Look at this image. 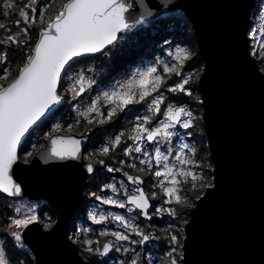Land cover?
<instances>
[{
	"label": "snow or ice",
	"instance_id": "snow-or-ice-1",
	"mask_svg": "<svg viewBox=\"0 0 264 264\" xmlns=\"http://www.w3.org/2000/svg\"><path fill=\"white\" fill-rule=\"evenodd\" d=\"M54 3L55 0H47L46 3H42L41 0H27L18 8L20 20L16 21L17 33H12L6 24L0 23V29L9 33L0 39V193L7 196H20L22 193L21 186L12 178L11 170L20 159L19 149L26 136L31 135L30 130L34 131V126L41 127L52 116L55 106L64 99L62 91L76 99L87 90L83 75H80L70 87L66 89L61 87L64 77L79 62L77 58L98 53L108 55L116 50L121 41L134 40V33L144 30L147 17L151 15L150 12L134 14L131 11L132 0H67L55 9V15L45 21L44 13L52 8ZM17 4L18 0H2L4 15L7 16L9 12L17 9ZM21 21L24 24L22 28ZM37 24L45 26L40 29L38 39L33 43L29 33ZM20 36L24 39H20ZM165 43L170 44L167 40ZM17 53H23L25 59L15 77L9 82L12 76L11 65L15 62ZM249 54L264 61V41L259 43L258 49L253 46ZM166 56L169 59L154 62L152 66L138 72L126 82L116 84L111 93L105 92L104 97L111 105L106 116L100 111L99 98L86 110L79 112V116L88 124H93L97 117L100 118V123H105L117 115V109L123 111L128 105L147 101L146 108L152 115L142 118V122L136 124L134 134L130 137L136 142L135 146H127L123 152L129 157H132L133 152L142 154L143 158L139 159V163L145 167L139 168L138 171L145 172L147 169L149 175L157 178L154 186L159 188V195L156 192H146L141 187L144 180L139 175L125 173L128 181L135 186L131 195L128 194L126 187L124 188L126 201L113 197H96L105 205L121 209L131 205L134 209H139L140 214L147 219L163 213L183 219L184 212L178 209L195 207L193 201L201 200L204 192L214 187L211 179L205 174L207 169L203 167L202 160L197 158V149L194 146L181 140L175 148L174 156V149L171 146L161 151L164 143L179 135L175 131L178 126L191 129L196 120L195 114L188 107L174 104L172 101L166 103L167 98L161 89L192 97L194 89L187 86L194 82V79H199L194 69L185 74L186 65L194 59V54L189 48L170 44ZM260 71L264 72V69ZM173 75L181 79L178 83L168 86L167 81ZM93 83V80H87V88H91ZM161 106H164L163 112ZM157 115H161L162 119L158 120L154 127H147ZM62 129V124L55 123L51 130L41 137L48 141V146L32 144L31 150L24 154V162L27 163L33 153L40 159L60 161L80 159L81 139L57 135ZM122 135H117L110 144L102 147L99 155L108 156L110 152L115 151L121 145ZM142 141L152 143L154 151L150 153L140 143ZM100 163L104 164V161L101 160ZM128 166L136 168L135 163ZM154 166L156 170L152 171ZM85 169L89 174L95 171L93 163L86 164ZM107 170L115 171L111 167ZM106 187L113 193L119 192L115 184ZM157 199L162 203L154 206L152 201ZM150 208L154 209L151 215L148 211ZM15 213L16 215L11 218L10 235L16 242H22L23 230L29 229L32 225L43 224L48 229L53 227L51 217L38 213L36 207H28L25 211L17 207ZM90 219L95 224H106L109 219L117 221L128 233L109 231L106 228L99 231V236L113 238L102 247L98 239L95 241L91 238L81 239L79 234L68 237L73 243L83 244L82 251L92 256H108L113 250L125 254L131 251L135 255L128 264H139L140 256L136 249L124 247L122 242L143 247L150 240L156 239L151 232L142 230L135 223L134 217L125 218L123 215L113 213L105 215L92 212ZM132 235L139 239H131ZM170 240L173 247L165 254L168 264H180L183 260V246L179 244L177 234H170ZM0 264H10L3 246H0Z\"/></svg>",
	"mask_w": 264,
	"mask_h": 264
},
{
	"label": "water",
	"instance_id": "water-1",
	"mask_svg": "<svg viewBox=\"0 0 264 264\" xmlns=\"http://www.w3.org/2000/svg\"><path fill=\"white\" fill-rule=\"evenodd\" d=\"M256 1L132 0L131 11L150 12L148 20L182 11L204 62L198 86L214 187L189 210L182 264H264V72L259 59L249 54ZM65 102L64 97L54 112ZM57 135L81 139V158L60 161L35 154L29 163L20 157L11 170L22 189L13 198L46 200L57 212L52 228L32 225L23 239L35 264H89L68 237L74 214L86 201L89 179L98 170L96 161L85 157L92 135ZM88 163L94 165L92 174L86 172Z\"/></svg>",
	"mask_w": 264,
	"mask_h": 264
},
{
	"label": "rangeland",
	"instance_id": "rangeland-1",
	"mask_svg": "<svg viewBox=\"0 0 264 264\" xmlns=\"http://www.w3.org/2000/svg\"><path fill=\"white\" fill-rule=\"evenodd\" d=\"M41 2L46 3L47 0H41ZM55 2H56V0H55ZM257 2L258 3L256 6V11H255V14L253 15L254 27H253L252 32L250 33L251 34L250 36H251L252 47L255 46L258 49L259 43L261 41H264V32H263L264 31V0H258ZM53 10H54V7L48 9V11L46 13H44L45 21H47L50 16L55 15V11L52 12ZM170 14H172V13H170ZM173 14H177L179 16H185V14L180 10L173 12ZM166 15H168V14H166ZM17 20H20L19 16L17 17ZM149 21L150 20L147 19L146 23ZM20 27L21 28L24 27V24L22 21H21ZM17 32H18V29L15 31H12V33H17ZM19 38L24 39L23 36H20ZM190 39H191V42H190L189 46H186V47L192 51V53L194 54V59L192 61L188 62L187 65L189 68H187L188 70L185 69V74H188L189 72H191L194 69L196 72V75L199 77L203 71L204 62L200 58L199 54H197L198 45H197L196 37L194 35H190ZM252 47H251V49H252ZM169 48L170 47H164L165 55L162 58L158 59L157 61H159L161 59H165V60L169 59L166 56V52L169 50ZM110 54H112V53L110 52L108 55H106L105 58L108 59L111 56ZM157 61H153V62L146 64V65L135 66L128 75L117 77V78H121V79H116L114 82L111 81L104 88L101 86H97V87L95 86L97 84V79H96L97 77H95V75H94V70H96L95 69L96 64H94L93 62H89V63H87V64H89L88 66H86L87 64L74 66L72 68V70L68 73V75L66 77H64L62 89H66V88L70 87L71 84L75 80L79 79L80 75H83L85 77V87L87 90L83 93V95L77 97L76 99H73L71 94H69L67 92L62 91L61 94L65 97V99H67L69 101H74L77 104L75 115L71 118L65 115V119L61 120V118H63V117L60 118L55 113H53L52 116L43 123V125L45 124V126H44L45 130L42 132L41 135H38L37 137L32 139V142H31V144H29L27 151L31 150V145L34 143H36V144L45 143L46 144L47 140L42 139L41 137L43 134H46L47 132H49L55 123H60L63 125V129L60 132H65V133H73V132L77 133L78 132L79 134H85L88 131L87 127L80 128L81 131H76V129L74 128L75 123L72 122L73 119H76L77 121H79V118H80L79 112L86 110V108L89 107L97 98L100 99V111H102L104 113L103 106H106L107 111H108L109 108L111 107V105H109L107 103V99L104 97V93L105 92L111 93L114 90V87L116 84L126 82L127 80L131 79L134 75H136L138 72L146 70L149 66H152L153 63L157 62ZM88 69H90V71H88ZM262 69H264V64H263ZM172 77L175 78L177 76L173 75ZM178 78H179V80L181 79V77H178ZM89 79L94 81L91 88H87V80H89ZM171 79H169L167 81L168 86H169V82L171 81ZM93 86H95V87H93ZM189 86H191V88L194 89V92H193V96L191 97L190 105L189 106L185 105V106L188 107L196 116V120L194 122V127L191 129H183V128H180L178 126L177 129L175 130L179 134L177 136L176 141L173 142L174 138H175L173 136V138L170 142H166L161 146V151H164L167 147L171 146L174 149V151H173V156H174L175 155V148L181 142V140L183 142L191 144L192 146H194L197 149V155L201 158V160L203 162V167L205 169H207V172L211 173L210 179H211V182L213 183V174H212L213 162L211 159L210 150H209V146H208V139H207L205 127H204L203 107H202V103L200 102L201 101V94L199 92L198 79H194V82L190 83ZM94 88H98V90L95 89V91L93 92ZM93 93H95V94H93ZM156 94H159V93H156ZM150 99H151V97L148 98V100H150ZM142 103H144V106L146 108L147 101L142 102ZM138 104L139 103H134V104L128 105L123 111L126 112L129 108L137 106ZM117 111H120V110L117 109ZM148 113H150V112L147 110V114ZM158 117H159V115L155 116L153 119H155V118L157 119ZM160 119H162V117L157 119V121ZM157 121L154 122L152 120V122H154V123L151 122L152 124H148L151 126L149 128L154 127L156 125ZM69 129H71V130L69 131ZM35 132H36V130H34L31 133V135H33ZM111 138H113V137H111ZM111 138H106L105 142H108L107 140L111 141ZM135 143L136 142H134V146H135ZM140 143H142L148 149V151L150 153L154 151V145L153 144H148L147 141H142ZM100 149H101L100 147L96 148V150H100ZM35 154L36 153H33V156L31 158H28V163L31 161V159L34 157ZM93 154H95V155H93ZM141 156H142V154H141ZM85 157L87 160H93L96 162H98V160L99 161L103 160L101 158V156L99 155V152H95L94 148H93V150L91 149L90 151L88 148ZM140 158H143V157H140ZM22 161L24 162V160H22ZM103 161H104V164L100 163V166L101 165H103V166L100 167V170L98 171V173L92 178V180H97L98 182H101V184L97 185L95 189H93V188L91 189L89 185L87 186V192H88V193L86 192L87 202H86L85 206H83L85 208H84V211L81 213L82 219L80 220L79 216L74 215L72 226H73V231L75 233L73 234V232L71 231V235L79 234L81 239L91 238L94 241L98 239L100 242V246L102 247L104 244V237L98 235L99 231L104 230L106 228L109 231H124L126 234H128V233H127L126 229H124L122 226L119 225V222L113 221L111 219H109V221L106 224H104L103 226H100L99 229H97L96 231H93L92 228L90 227L91 224L89 223L90 215L92 212H97L98 214L103 213L105 215H107L108 213H113V214L123 215V216H125V218L134 217L135 223L138 224L142 230H144L146 232H151L156 237V239L150 240L148 242V244H146L143 247H141L138 244L133 245L130 242H122L123 246L128 247L130 249L131 248L136 249V253H138L140 256L139 264H168V259H167L165 254L167 253V251L170 250L171 247H173L172 242L170 240V234H177L178 238H179V244L183 246L184 239H185V227L184 226L187 223V221L189 220V214H187V216H185V211H184L185 209H183V210L178 209V211L184 212L185 217L183 216V219H180L179 216L172 217V216L168 215L167 213H163L161 215H152V218L150 220H147V219L143 220L142 216L138 212L139 210L134 209L131 205H129L127 208L121 209L119 207H115L112 205L103 204L100 200L96 199L97 196L113 197L116 199L126 201L127 196L124 195V188L126 187L127 192L130 195V194H132L133 189L135 187L131 182L128 181L127 176L125 174H123L124 170H122V171L116 170L112 166L107 164V162L105 160H103ZM108 167L113 168L115 171L109 172L107 170ZM155 170H156V168H155ZM116 174H117V176H116ZM118 174H119V176H118ZM205 174H207V173H205ZM128 175H131V174H128ZM103 176H107L110 180L109 181L104 180ZM155 179H156V181H154V183L157 182V178H155ZM112 184H115L116 188L119 190L118 194L113 193L110 188L106 187V186L112 185ZM143 186H144V184H143ZM154 188H158V187H154ZM154 192H156V191L154 190ZM161 203H162V201L157 199L156 205H160ZM6 204H8L10 206L11 211H12V215H10V220H9L10 224H9L7 230L5 231V234L8 235L12 239L11 240L9 238V242H11V243H14V242H12V241H14V239L10 235V232L12 230L11 218L16 215L15 209L17 207L21 208L22 211H25L28 207H36L38 213L47 214L48 216L51 217V221L53 222V225L56 223L57 212H56L54 206L51 205L46 200L31 201L27 198L8 197V201ZM163 206L164 207H171L170 205H163ZM129 209H132V210H129ZM153 211L154 210L152 209L150 211V214H152ZM85 217H86V219H84ZM92 234H95V236ZM100 237L102 239H100ZM131 239L138 240L139 237L132 235ZM2 242H3L2 236H0V246H3ZM15 243H16L15 246L21 248L25 253H27L31 256V258L34 260L33 262L35 264L34 254L31 252V250L25 244L24 239H22V242H16L15 241ZM76 244L79 246L80 251L83 252L82 251V249L84 247L83 244H79V243H76ZM93 246L95 247L96 245L94 244ZM182 252H183V247H182ZM134 255L135 254L131 251H129L127 254H125L123 252H117V251L113 250L107 259H105L104 257H100V256H92V255H89V256H91L93 258L94 264H120V262H123V264H128L129 260ZM180 264H182V261H180Z\"/></svg>",
	"mask_w": 264,
	"mask_h": 264
},
{
	"label": "trees",
	"instance_id": "trees-1",
	"mask_svg": "<svg viewBox=\"0 0 264 264\" xmlns=\"http://www.w3.org/2000/svg\"><path fill=\"white\" fill-rule=\"evenodd\" d=\"M26 1L27 0H18L17 9L12 10L7 16H5V10L2 8V0H0V23L6 24L8 28L11 29V32L17 30L16 21L17 17L19 16L18 8L24 3H26ZM66 2L67 0H56V2L52 5V7H54V10L52 12H54L55 9L58 8L61 4ZM44 26L45 25L40 24L33 26V30L29 33L31 41L33 43L38 39V33L40 29ZM8 34L9 33L6 30L0 29V39L6 37ZM134 35L135 39L132 41H121L120 44L117 46L116 50L111 52L112 54H110L111 56L108 59H106V55L103 54L86 56L78 58L77 60L79 62L76 63L74 66L86 65L89 62H93L94 64H96V70H94V75L95 77H97V84L95 86H101L104 88L111 81L114 82L116 79H121L117 77L128 75L135 66L146 65L162 58L165 55L164 47H170V44H179L180 46L185 47L189 46L191 42L190 35L195 36L194 31L192 29V24L189 19L186 16H179L173 13L164 15L157 19L150 20L145 24L143 31H136ZM166 40L169 41L170 44H166ZM107 51L108 50H106V52ZM145 55L146 58H144ZM24 59L25 55L23 53H17L15 55V62L11 65L12 76L9 78V82L11 78L15 77V75L17 74V71L19 67L22 66ZM259 63L262 68L264 61L259 59ZM88 65L89 64H87L86 66ZM187 68H189L188 65H186L185 69L188 70ZM88 71H90V69H88ZM179 81L180 80L178 77H172L171 81L169 82V86H172L175 83H178ZM187 87L191 88V86L189 85ZM95 89L98 90V88H94L93 92L95 91ZM161 92H163L164 96L167 98L166 103L167 101H172L174 104L183 106H189L191 103V97H188L183 93H170L164 88L161 89ZM76 105L77 104L74 101H69L66 99L65 104L54 113L60 118L63 117L61 118V120L65 119V115L71 118L75 115ZM103 111L106 116V106H103ZM163 111L164 106H161V112ZM150 115V113L147 114V109L145 108L144 103H139L137 106L129 108L126 112L117 111V115H115L111 121L105 123H100L99 117L96 118L93 124H88L81 117L79 118L78 123L76 119H73L72 122L75 123L74 128L76 129V131H81L80 128L87 127L88 131L86 133H91V141L88 146L89 151L91 149L93 150L94 148L95 152H99V150H96L97 147L102 148L103 146H107L117 135L123 134L121 136V145L117 147L115 151L110 152L108 156L100 155L101 158L105 160L107 164L112 166L114 169L121 171L124 170L123 174L127 173L131 174L132 176L139 175L144 179V189L146 190V192L151 193L155 190L159 195V188H154L155 183H157H154L156 179L148 174L147 169H145V172L138 171L139 168L145 167L139 163V159L140 157H142L141 153L133 152L132 157H129L125 156L123 152V149L125 147L134 146V141L130 139V137L134 134L133 129L136 124L142 122V118ZM161 117L162 116L159 115L157 119ZM157 119L155 118L153 119V121L155 122L157 121ZM44 126L45 124L36 129V132L28 138L25 146L23 147L20 153V157L22 160L25 159L24 154L26 153L29 144H31L32 139L42 134V132L45 130ZM147 127L151 126L147 125ZM174 137L175 138L173 142H175L177 139V136ZM106 138H111V141L107 140L108 142H105ZM41 145L45 146V143ZM197 158L201 159L198 155ZM121 161H124V163H121ZM96 163L100 164V161L98 160V162ZM130 163H135L136 168H130L128 166ZM152 171H155V166L153 167ZM206 173V175L210 178L211 173L207 171ZM103 179L107 181L110 180L107 176H103ZM92 181L94 182H92L90 185L91 189H95L97 185L101 184V182H98L97 180ZM8 197L9 196L0 193V236H2V243L3 247L5 248L6 256L8 257L10 264H34V260L31 258V256L25 253L21 248L15 246V241H12L14 243L9 242L10 237L5 234V231L7 230L10 224V215H12L10 206L6 204L8 201ZM193 203H195V201H193ZM189 210L190 208L184 210L185 216L189 214ZM72 225L71 231L74 234L75 232L73 231Z\"/></svg>",
	"mask_w": 264,
	"mask_h": 264
},
{
	"label": "flooded vegetation",
	"instance_id": "flooded-vegetation-1",
	"mask_svg": "<svg viewBox=\"0 0 264 264\" xmlns=\"http://www.w3.org/2000/svg\"><path fill=\"white\" fill-rule=\"evenodd\" d=\"M258 1V0H257ZM256 1V2H257ZM258 3V2H257ZM255 11H256V8H255V10H254V12H253V15L255 14ZM98 165V170H97V172H96V174L98 173V171L100 170V164H97ZM95 174V175H96ZM94 175V176H95ZM93 176V177H94ZM93 177H91L90 179H89V186L91 185V183L92 182H94V181H92V178ZM145 188V187H144ZM86 192H87V188H86ZM157 202V200H153L152 201V204L155 206L156 205V202ZM86 202H87V196H86V201H85V203L83 204V206H85V204H86ZM81 207L80 209H79V211L78 212H76L74 215H76V216H79L80 217V220L82 219V216H81V213L84 211V207ZM153 209V208H152ZM154 210V209H153ZM139 213H140V210L138 211ZM141 215V214H140ZM142 216V215H141ZM78 219V218H77ZM84 219H86V217L84 218ZM142 219L143 220H145L143 217H142ZM152 221V220H151ZM89 223L91 224L90 225V227L92 228V230L93 231H96L97 229H99L100 228V226H103L104 224H95L94 222H92L91 221V219L89 220ZM92 235H94L95 236V234H92ZM93 238V237H92ZM97 239V238H96ZM100 239H102L101 237H100ZM113 238L112 237H110V236H107V237H104V243H106V242H108V241H110V240H112ZM81 252V251H80ZM81 254L83 255V257L89 262V264H94V261H93V258L91 257V256H89L87 253H84V252H81ZM111 254V253H110ZM105 259H107L108 257H104Z\"/></svg>",
	"mask_w": 264,
	"mask_h": 264
},
{
	"label": "bare ground",
	"instance_id": "bare-ground-1",
	"mask_svg": "<svg viewBox=\"0 0 264 264\" xmlns=\"http://www.w3.org/2000/svg\"><path fill=\"white\" fill-rule=\"evenodd\" d=\"M151 56V55H150ZM149 57V56H148ZM144 58H146V55H145V57ZM149 59V58H148ZM47 206V205H46Z\"/></svg>",
	"mask_w": 264,
	"mask_h": 264
}]
</instances>
